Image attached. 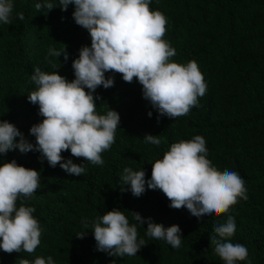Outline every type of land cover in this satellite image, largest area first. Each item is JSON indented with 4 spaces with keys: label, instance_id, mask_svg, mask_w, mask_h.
I'll return each mask as SVG.
<instances>
[{
    "label": "trees",
    "instance_id": "1",
    "mask_svg": "<svg viewBox=\"0 0 264 264\" xmlns=\"http://www.w3.org/2000/svg\"><path fill=\"white\" fill-rule=\"evenodd\" d=\"M12 2V24L0 22V120L13 123L35 143L29 129L43 117L38 115V105L27 100V94L35 90L30 82L34 69L57 71L73 80L72 61L82 46H91V37L72 18L73 5L67 11L57 7L45 15L46 10H35L39 0ZM52 2L58 4V0ZM149 7L166 18L162 39L176 50L170 61L198 64L207 85L205 95L198 98L199 106L174 119L159 116L143 98L142 86L135 78L128 83L119 73H105L106 78L114 76V86L96 89L94 95L100 97L95 101L96 111L101 115L110 108L117 111L120 124L115 142L101 153L103 166L64 151L65 159L84 163L85 173L74 176L59 165L49 166L47 160L41 163L38 152L15 149L0 156V164L15 159L40 173V187L31 199L18 198L17 207L21 202L33 207L32 215L42 229L33 253L8 254L0 249V264H20L21 259L32 261L38 256L45 260L51 256L54 264H224L215 255L210 237L216 235L214 227L224 223L227 215L234 216L236 222L230 242L247 247L251 264H264V0H151ZM20 12L23 21L16 15ZM64 45L69 53L67 62L63 56H48L49 48L60 50ZM146 134L158 135L161 144L145 143ZM196 135L205 139L212 166L221 172L235 171L245 181L248 199L238 198L227 214L198 219L186 208L169 207L170 201L158 189L146 186V191L135 197L129 185H122L125 167L143 169L146 180L150 179L152 163L162 159L171 144ZM113 208L136 224L138 239L145 241L134 256L113 257L97 251L91 227L86 229L82 223L90 225ZM132 212L139 213L145 223L135 221ZM148 218L166 228L179 225L181 246L174 249L163 240L149 238L145 234ZM84 231V237L78 238Z\"/></svg>",
    "mask_w": 264,
    "mask_h": 264
},
{
    "label": "clouds",
    "instance_id": "2",
    "mask_svg": "<svg viewBox=\"0 0 264 264\" xmlns=\"http://www.w3.org/2000/svg\"><path fill=\"white\" fill-rule=\"evenodd\" d=\"M151 0H39L35 10L54 8L67 11L74 6L72 18L78 26L86 29L91 37V46H82L78 58L72 61L74 79L68 81L57 71L51 73L34 69L30 82L35 90L27 94V100L38 105V115L43 117L33 124L29 134L35 143L7 120H0V156L19 149L21 153L38 152L41 163L57 165L66 173L81 176L84 163L65 159L62 152L70 151L76 158H83L94 165L103 166L101 153L109 150L115 142V132L120 124V115L110 108L106 114H98L94 95L96 89L114 86V76L119 73L125 82L135 78L142 86L143 98L151 104L159 116L174 119L187 115L192 107H198V98L206 93L207 85L195 61L181 65L170 61L176 55L175 48L162 39L166 32V18L159 11L150 10ZM14 4L12 0H0V22L11 25ZM23 21L22 12L16 14ZM63 19V17H62ZM48 56L64 62L69 59L67 46L48 49ZM47 59V57H46ZM55 68V63L48 60ZM87 89V91H86ZM152 116V112H148ZM158 116V120H159ZM17 138H19L17 140ZM145 143L159 146L158 135L146 134ZM205 139L196 135L191 140L171 144L162 159L152 163L151 178L146 180L145 171L125 167L121 175L122 185H129L131 194L140 197L147 189L160 190L170 201L169 207L186 208L199 218L227 214L237 199L247 200L245 181L235 171H219L207 159ZM40 187V173L19 165L15 159L0 164V249L11 254L21 251L33 253L40 244L42 229L32 215L33 207L17 200L31 199ZM122 190H124L122 188ZM133 218L140 225L145 219L137 212ZM91 227L96 250L113 257L134 256L145 246L138 239L136 224H130L118 208L105 212L91 221H83ZM146 235L154 240H163L172 248L181 246L179 225L164 227L147 220ZM236 231L235 218L227 215L224 223L214 227L215 236L210 237L214 253L224 264H237L248 260V249L230 239ZM85 231L77 235L83 238ZM20 264H54L51 256L47 260L21 259ZM115 264V262H113Z\"/></svg>",
    "mask_w": 264,
    "mask_h": 264
}]
</instances>
